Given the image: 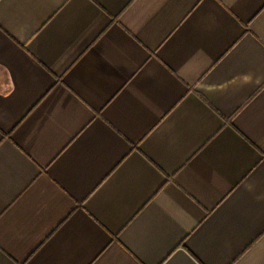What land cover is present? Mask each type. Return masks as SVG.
I'll list each match as a JSON object with an SVG mask.
<instances>
[{
	"label": "crops",
	"instance_id": "crops-1",
	"mask_svg": "<svg viewBox=\"0 0 264 264\" xmlns=\"http://www.w3.org/2000/svg\"><path fill=\"white\" fill-rule=\"evenodd\" d=\"M0 264H264V0H0Z\"/></svg>",
	"mask_w": 264,
	"mask_h": 264
}]
</instances>
